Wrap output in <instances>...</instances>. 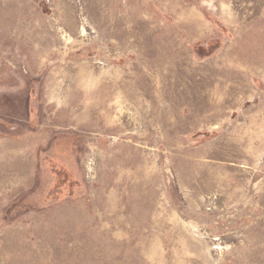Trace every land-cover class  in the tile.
<instances>
[{"label":"rangeland","instance_id":"obj_1","mask_svg":"<svg viewBox=\"0 0 264 264\" xmlns=\"http://www.w3.org/2000/svg\"><path fill=\"white\" fill-rule=\"evenodd\" d=\"M0 264H264V0H0Z\"/></svg>","mask_w":264,"mask_h":264}]
</instances>
